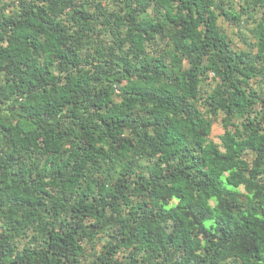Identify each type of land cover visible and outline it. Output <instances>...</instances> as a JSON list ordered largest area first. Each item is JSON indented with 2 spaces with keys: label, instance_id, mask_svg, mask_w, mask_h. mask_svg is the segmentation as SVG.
I'll return each instance as SVG.
<instances>
[{
  "label": "trees",
  "instance_id": "1",
  "mask_svg": "<svg viewBox=\"0 0 264 264\" xmlns=\"http://www.w3.org/2000/svg\"><path fill=\"white\" fill-rule=\"evenodd\" d=\"M263 261L264 0H0V264Z\"/></svg>",
  "mask_w": 264,
  "mask_h": 264
},
{
  "label": "rangeland",
  "instance_id": "2",
  "mask_svg": "<svg viewBox=\"0 0 264 264\" xmlns=\"http://www.w3.org/2000/svg\"><path fill=\"white\" fill-rule=\"evenodd\" d=\"M226 27L227 26H224V28H226ZM231 33H233V32H230V34ZM235 41H236V39H235ZM222 118L223 117H221V116L218 117V118H214L215 121H214V124H213V131H212V134H211V140H213L216 143H219L221 141L220 140V136H222L225 133V130H224L223 126H222Z\"/></svg>",
  "mask_w": 264,
  "mask_h": 264
},
{
  "label": "water",
  "instance_id": "3",
  "mask_svg": "<svg viewBox=\"0 0 264 264\" xmlns=\"http://www.w3.org/2000/svg\"><path fill=\"white\" fill-rule=\"evenodd\" d=\"M264 262V261H263Z\"/></svg>",
  "mask_w": 264,
  "mask_h": 264
}]
</instances>
